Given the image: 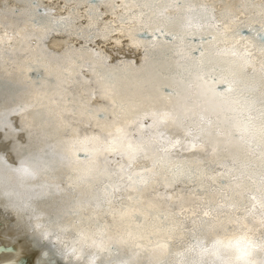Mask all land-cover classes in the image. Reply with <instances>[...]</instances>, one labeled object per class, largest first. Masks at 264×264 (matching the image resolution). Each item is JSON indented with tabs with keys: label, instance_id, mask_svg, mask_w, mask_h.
Masks as SVG:
<instances>
[{
	"label": "bare ground",
	"instance_id": "1",
	"mask_svg": "<svg viewBox=\"0 0 264 264\" xmlns=\"http://www.w3.org/2000/svg\"><path fill=\"white\" fill-rule=\"evenodd\" d=\"M189 7L194 11L188 12ZM189 15L204 25L201 33L186 37L190 57H198L203 48L209 53L203 71L239 73L240 84L230 99H258L264 80L259 56L264 47V0H181L178 5L170 0H0V114L25 129L21 142L31 131L32 151L46 146L79 149L80 162L58 173L63 178L75 169L87 177L67 199H89L107 183L119 186L114 202L98 213L99 223L108 227L105 239L112 237V249L119 253L114 259L139 252L133 264H211V257L195 250L197 240L210 243L249 229L264 235L257 219L264 217V118L257 103L251 115L224 111L223 123L202 131L201 115L215 122L212 109L222 103L211 96H201V106L184 114L178 81L189 78L185 68L193 75L195 69L192 59L177 56L179 40L169 33L183 34ZM216 22L233 29L229 45L236 39L256 53L255 68L239 72L229 58L215 57V50L226 46L207 42L216 34L208 25ZM243 28L250 32L244 34ZM178 60L183 67H178ZM178 91L180 97L173 94ZM194 93L195 89L189 95ZM153 110H171L179 118L159 129L147 127L151 116L144 119V151H104L109 131L122 127L135 136L141 116ZM245 121L249 131L236 139L240 133L235 126ZM217 127L224 135H217ZM93 135L101 139L80 143V138ZM92 150L94 162L88 155ZM8 160L13 162L11 156ZM10 190L24 193L19 179L5 172L0 175V244H13L16 250L0 252V262L33 254L35 264H51L41 258L47 248L38 235L8 206L16 199L5 195ZM34 203L37 210L52 212L54 207ZM205 211L210 216L205 217ZM111 212L115 218L106 214ZM91 214L88 209L82 216ZM83 226L94 232L96 221L86 220ZM129 231L132 238H127ZM121 236L127 243L117 242ZM169 237L167 251L156 247ZM136 243L143 248L137 249Z\"/></svg>",
	"mask_w": 264,
	"mask_h": 264
},
{
	"label": "snow or ice",
	"instance_id": "2",
	"mask_svg": "<svg viewBox=\"0 0 264 264\" xmlns=\"http://www.w3.org/2000/svg\"><path fill=\"white\" fill-rule=\"evenodd\" d=\"M170 3L178 5L181 0H170ZM201 7L203 11H208L205 6L202 5ZM187 11L192 12L194 9L189 7ZM212 12L214 13L215 9H212ZM211 19L215 20V16L212 15ZM208 27L216 30V34L211 35L210 40L207 42L213 46L218 42L226 45L215 50V57L229 58L228 63L239 69V72H243L248 67L255 68L256 53L240 45V41L236 39L230 45L228 44V40L233 38L230 36L233 29L229 27V24L225 23L221 27V23L216 22L208 25ZM203 29L204 25L195 23L193 17L189 15L186 18L183 34L176 36L169 33V35H172L173 40H179L176 46L177 56L182 59L185 57L192 59V68L195 69L193 75L192 71L185 68L184 70L188 73L189 78L184 79L181 77L178 81L183 90L184 114H188L194 108L201 106L200 103H197L201 96H211L222 103L212 109L216 116L215 122L213 119L201 115L200 119L205 125V129H202V131L212 129L223 123L227 118L226 116L222 117L224 111H246L251 115L257 103L259 104L260 116L264 118V80L261 82V92L258 99H230L240 84L239 73L230 72L226 75L221 72L217 74L216 68L203 71L206 58L209 56L208 51L203 48L199 51L198 57L194 59L190 57L185 43L186 37L199 34ZM157 31H162V29L158 28ZM218 36L222 37L223 40H218ZM201 43L203 44L204 40H201ZM259 56L261 57V71L264 73V47L259 49ZM207 62L210 63L211 61L208 60ZM176 63L178 67H183L179 60ZM221 85L224 86V90H217L218 86ZM193 89H195V93L189 95ZM173 94L178 97L182 95L179 91ZM188 101H192V103L189 104ZM205 110L207 111V109ZM148 116L152 117V124L147 127L156 129H159L161 125L168 123L170 120L175 122L179 118V114H174L171 110L161 112L153 110L151 113H145L140 118L139 129L135 136L129 134L122 127H117L114 132L109 131L107 133L108 139L104 142L106 144L104 151L114 152L118 147H124L132 154L144 151L142 133L145 131V125L143 120L147 119ZM235 129L237 133H240L235 138L242 139L243 135L249 131L248 122L245 121L236 125ZM24 131V128H18L13 124L10 118L0 114V175L7 172L9 175L17 177L20 181V187L24 189L23 194L9 191L5 195L16 197L15 200H10L8 206L22 214V218L27 221L30 230L38 235L39 241L43 242L41 246L47 248L45 252L41 253V258L49 260L51 264H59L61 261L63 264H133L139 252L134 253L130 258L114 259L119 253L112 249V237L108 236L105 239L108 232L107 225L99 223V211L104 205L110 206L114 202L113 197L115 193L120 191L119 186L107 183L99 193L93 194L89 199L83 197L72 200L67 199L69 191L77 188L87 177L78 175L75 169L72 170L70 175L63 178L58 173L63 167L71 165L73 162H80L77 156L79 149L73 146L65 151H57L52 146H46L32 151L33 136L31 131L27 132L25 142H21L19 139ZM216 133L218 136L224 135L219 127L216 128ZM208 134L211 133L208 132ZM100 139L101 137L98 135L85 136L80 138V143L86 144ZM88 155L89 159L94 162L96 159L95 150L89 151ZM9 156L13 158L12 163H9ZM36 201L54 206L52 212L37 210L34 203ZM88 209L92 210V214L88 217L82 216V213ZM126 212V208L121 211V217ZM106 214L115 218V212ZM203 215L208 217L210 213L205 211ZM66 217L74 219H71V222L62 223L61 221ZM257 219L260 227L264 228V217H258ZM86 220L96 221L94 232L83 226ZM259 231L260 229H257V232ZM69 232H74L75 235L68 237ZM132 237L133 234L129 231L127 238ZM127 238L121 236L117 242L125 244ZM170 240L171 237L168 240H160L156 247L167 251L170 247ZM135 247L142 249L143 245L136 243ZM194 248L201 257H211V264H264V235L251 234L250 229L227 239L215 238L210 243L205 238L199 239ZM86 249L91 251H86ZM189 250H192V248L190 247Z\"/></svg>",
	"mask_w": 264,
	"mask_h": 264
},
{
	"label": "water",
	"instance_id": "3",
	"mask_svg": "<svg viewBox=\"0 0 264 264\" xmlns=\"http://www.w3.org/2000/svg\"><path fill=\"white\" fill-rule=\"evenodd\" d=\"M241 32H243L244 34H248L250 32V29L248 28H243L241 30ZM261 38L264 39V33L260 32ZM144 36L149 37L150 34L148 33H144ZM171 37V35L169 36ZM195 40H198L197 37H194ZM198 50L195 49L194 52L196 53ZM219 89H223L224 86H218ZM15 247L13 244L10 245H6V244H0V252L4 251V252H8V251H15ZM34 255L33 254H28V255H24L22 257H20L18 259V261H13V260H5L0 262V264H12L13 262H17V264H35L34 262Z\"/></svg>",
	"mask_w": 264,
	"mask_h": 264
},
{
	"label": "rangeland",
	"instance_id": "4",
	"mask_svg": "<svg viewBox=\"0 0 264 264\" xmlns=\"http://www.w3.org/2000/svg\"><path fill=\"white\" fill-rule=\"evenodd\" d=\"M7 187H9V185ZM10 191H12V190H10ZM0 196H1V192H0Z\"/></svg>",
	"mask_w": 264,
	"mask_h": 264
}]
</instances>
